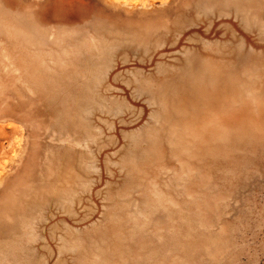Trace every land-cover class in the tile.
<instances>
[{
    "label": "rangeland",
    "instance_id": "374dc122",
    "mask_svg": "<svg viewBox=\"0 0 264 264\" xmlns=\"http://www.w3.org/2000/svg\"><path fill=\"white\" fill-rule=\"evenodd\" d=\"M0 264H264V0H0Z\"/></svg>",
    "mask_w": 264,
    "mask_h": 264
}]
</instances>
